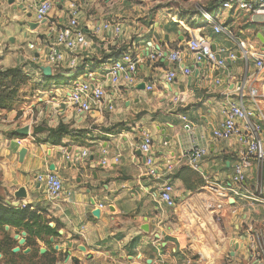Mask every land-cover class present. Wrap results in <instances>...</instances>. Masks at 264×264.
Instances as JSON below:
<instances>
[{"label": "crops", "instance_id": "0c3cea01", "mask_svg": "<svg viewBox=\"0 0 264 264\" xmlns=\"http://www.w3.org/2000/svg\"><path fill=\"white\" fill-rule=\"evenodd\" d=\"M10 1L0 0V64L19 63L18 49L31 46L42 68L50 69L46 78L35 79L43 85L24 97L30 102L20 107L19 115L0 111V196L6 203L42 209L48 226L58 225L52 242L45 237L49 244L34 238L38 249L57 256L55 264H218L243 248L251 257L253 243L264 241V163L252 158L245 180L233 185V165L251 134L241 121L239 133L227 139H215L212 131L230 103H236L255 113L250 120L260 125L255 134L264 148V101L257 98L255 105L250 97L264 76V66H255V57L264 52L261 26L243 11L216 12L213 23L192 18L187 24L153 10L151 0H49L47 20L31 31L26 14L33 13L36 1ZM71 2L79 6V26L88 39L86 47L72 52L54 42ZM104 21L120 24V34L93 33ZM214 25L224 29L215 33ZM197 36L208 41L224 65L194 62L188 52L177 67L161 60L163 52L182 48ZM7 42L13 44L5 48ZM52 47L61 56L56 65L48 61ZM116 51L132 53L136 71L131 81L127 72H121L117 83L110 81L109 68L120 56ZM71 57L78 60L77 67L68 65ZM182 66L190 73L181 72ZM174 68L175 78L164 84L165 71ZM79 81L105 92L102 103L87 113L69 100ZM59 124L68 135L52 145L49 129ZM22 127H27L26 135L17 132ZM143 132L152 138L153 174L144 155L137 154ZM192 144L207 149L197 169L188 162ZM21 148L26 149L22 160ZM82 151L85 157L78 155ZM51 165L64 188L59 199H48L44 184L34 181ZM166 181L173 186V207L159 199ZM19 187L25 188L26 198L17 200L13 192ZM99 203L104 207L98 208ZM94 208L100 210L98 216L92 215ZM26 247L21 246L22 254Z\"/></svg>", "mask_w": 264, "mask_h": 264}, {"label": "built area", "instance_id": "2783aa9c", "mask_svg": "<svg viewBox=\"0 0 264 264\" xmlns=\"http://www.w3.org/2000/svg\"><path fill=\"white\" fill-rule=\"evenodd\" d=\"M35 2L32 16L36 22H44L47 20L49 12L52 8V3L49 0H33ZM225 10L243 11L248 14L249 20L261 26V33L264 36V0H217L215 6L210 9L202 10L201 15L203 21L207 23H213L214 13L222 12ZM80 10L76 2H71L67 8V22L65 25L58 27L55 31L54 42L56 46L62 47L67 51H74L78 47H86L88 39L79 26ZM224 28L220 25H214L213 30L215 33L222 31ZM109 31L115 36H118L121 32V26L117 23L104 21L97 25L93 29V33ZM243 51L246 50L241 43ZM188 52L193 56L194 62H201L207 60L210 63L221 66L224 65V60L217 58L216 52L210 47L208 41L202 37L197 36L188 39L185 46L182 48H176L171 50L167 54V61L173 63L175 67L182 63L184 54ZM232 56V55H231ZM158 55H151L152 60H156ZM61 60L60 54L52 47L48 53V61L51 65H56ZM71 67H77L79 65L78 60L75 57L69 59ZM255 66L261 69L264 66V52L261 55L255 57ZM136 71V61L130 51L123 52L117 59L112 62L109 68L108 76L112 83H117L121 72L128 73V80L131 81L132 75ZM180 71L184 74H189L190 69L182 66ZM176 68L165 71L163 76V83H170L176 76ZM148 90L152 89V86L147 87ZM104 89L101 86L91 85L90 81L74 82L69 92V100L80 112H90L93 104L102 103L104 96ZM250 97L256 105L257 103V91L252 89L250 91ZM112 105H107V109H112ZM255 113L250 110H246L242 106L236 103H230L229 109L222 123L213 129L212 135L215 139L224 140L235 134L239 133L238 122L241 121L243 127L251 134L250 140L247 142L245 151L240 156L239 160L233 165V171L230 181L233 185H239L245 180L246 171L251 166V159L253 158L258 163H264V148L260 138L256 136L260 129V125L253 123L250 117ZM264 120V119H263ZM252 132V133H251ZM138 149L145 157V164L148 166V172L154 173L153 170V155H152V138L148 132L142 133V139L138 144ZM188 162L190 166L197 169L203 157L207 154V149L203 145L192 144L188 150ZM85 157L86 151H82L78 154ZM65 158L68 159L69 155L65 154ZM34 181L44 184L45 195L48 199H59L64 194V188L62 180L53 171L48 170L46 172L37 173L34 177ZM173 186L170 182H164L160 189L159 199L168 207L174 206ZM20 207L25 204H19ZM102 204H98V208H103ZM255 241V239H254ZM255 251L251 257H254L256 264H264V258L261 257V247L259 242H254Z\"/></svg>", "mask_w": 264, "mask_h": 264}, {"label": "trees", "instance_id": "16d2710c", "mask_svg": "<svg viewBox=\"0 0 264 264\" xmlns=\"http://www.w3.org/2000/svg\"><path fill=\"white\" fill-rule=\"evenodd\" d=\"M120 52L116 51L113 54L121 55L122 53ZM55 79L57 80L58 78ZM24 83L25 76L17 66L0 69V111L12 110L11 104L15 101L18 89ZM66 135H68L67 128L59 124L55 129H49V142L52 145L60 144L61 139ZM6 225L9 226L8 230L4 228ZM10 229H14L17 233L26 232V243L24 245L31 248L30 252L25 254L12 252L16 241L10 235ZM57 229V224L54 227L48 226V220L45 218L42 209L32 208L30 204H25L23 207H13L6 204L0 196V235H2L0 239V255L3 264H8L7 254L11 256L18 255L20 260L27 261L26 264H42L40 262L42 258L48 259L49 264H55L56 256L48 254V252L40 254L34 238H39L40 241L49 244V240L45 237L57 235ZM5 246L10 247L9 252L6 251ZM52 252L54 253L55 251L52 250ZM36 259L37 261H35ZM21 264L24 263L21 262Z\"/></svg>", "mask_w": 264, "mask_h": 264}, {"label": "rangeland", "instance_id": "374dc122", "mask_svg": "<svg viewBox=\"0 0 264 264\" xmlns=\"http://www.w3.org/2000/svg\"><path fill=\"white\" fill-rule=\"evenodd\" d=\"M137 1V0H134ZM138 2V1H137ZM217 0H151V5L153 10H162L164 14H166V18L168 19H176V20H181L182 22H187L190 23L192 22L191 19H196V20H203V17L201 15V11L203 10H208L210 9L214 3H216ZM201 4H203L205 7L201 8ZM13 42H7L5 44V48L11 46ZM20 47V46H19ZM5 50V49H4ZM18 53L20 54V62L16 60V64L10 67H15L17 66L18 68L21 69L23 75L25 76V83L18 89L17 96L15 98V101L13 104H11L12 110H16L17 115L20 113V107L26 105V102L30 99H25L24 97L26 95L32 94V91L36 88L42 87L43 83L36 82L35 79L40 78H46L43 74V66L38 63V60L34 57L35 49L31 48V46H25L24 48H19ZM24 55V57H23ZM41 66V67H40ZM10 67H5L0 64V69H6ZM39 76V77H38ZM264 87V76L258 78L257 81V86L256 90L258 92L259 97L258 99L261 100V103L264 101V90L262 89ZM25 89L27 91H25ZM7 112L8 110H1ZM264 170V166H263ZM4 199V197H2ZM6 203V202H5ZM8 205H11L13 207L17 206L20 207L19 204H10L6 203ZM239 221L236 220V223ZM245 228V227H244ZM9 233L11 236H13L15 233L14 229H10ZM20 234V233H18ZM2 235H0L1 239ZM16 241V240H15ZM260 247L262 249L261 257L264 258V241L260 240ZM17 246V241L15 243V247ZM5 249L7 252L10 251V247H6ZM16 253H21V247L20 250ZM50 254V253H48ZM251 254V251H250ZM50 257V256H48ZM2 257L0 256V264H3V260L1 259ZM58 259V257L56 256ZM6 259L9 260L8 264H21L24 263L26 264V260H20L18 255H6ZM254 257H248L246 254L245 249H236L233 251V254L227 255L218 264H256L254 262ZM37 261V259L35 260ZM42 264H49L48 259L42 258L40 260Z\"/></svg>", "mask_w": 264, "mask_h": 264}, {"label": "water", "instance_id": "95a60500", "mask_svg": "<svg viewBox=\"0 0 264 264\" xmlns=\"http://www.w3.org/2000/svg\"><path fill=\"white\" fill-rule=\"evenodd\" d=\"M41 1H44V0H41ZM10 2H13L12 0L10 1ZM21 9H23V10H25L26 8L23 6V5H20L19 6ZM26 17H27V21H25V25L28 27V29L29 30H31V31H33V30H35V29H37L43 22H41V23H39V22H36V21H31V19H32V12H28L27 14H26ZM264 38V37H263ZM167 39V37H165V40ZM264 40V39H263ZM263 44H264V41H263ZM157 52L159 51V49L157 48V50H156ZM214 51V50H213ZM157 53H152V55H156ZM167 54H168V52L166 51V52H163L162 53V59L161 60H165V58L167 57ZM145 55L146 56H148L149 55V51H146V53H145ZM217 58H218V56H217ZM50 73V69H49V67H44L43 68V74L44 75H48ZM144 86H145V84L144 83H142V85H141V87L140 88H144ZM138 89H140L139 87H137ZM126 92H128V90L126 89ZM27 127H22L21 129H18L17 130V132L20 134V135H26L27 134ZM25 152H26V149L25 148H21L20 150H19V153H18V155H19V159L20 160H22V158H23V156H24V154H25ZM137 154H141V151L140 150H138L137 151ZM143 159L145 160V157H143ZM50 170L51 171H53L54 170V166L53 165H51L50 166ZM13 197L14 198H16L17 200H20V199H24V198H26V190H25V188L24 187H19L18 189H16L14 192H13ZM9 203V202H8ZM94 201H92V205L94 206ZM92 215H95V216H98L99 214H100V210L98 209V208H94L93 210H92ZM5 228V230H8L9 229V226H5L4 227ZM148 230V229H147ZM59 233L61 232V231H58ZM26 232L25 231H22L20 234H18V233H15L14 235H13V239L14 240H16L17 241V246L16 247H14L13 249H12V252H18L19 250H20V247L21 246H23L25 243H26ZM156 237H158L157 235H156ZM51 242L53 241V237H50V239H49ZM236 248L238 247V244L235 246ZM78 248L81 250V251H84L85 250V248L82 246V245H79L78 246ZM30 250H31V248L30 247H26L25 249H23L22 250V252L23 253H28V252H30ZM44 248H40L39 249V251H40V253H43L44 252ZM1 256V255H0Z\"/></svg>", "mask_w": 264, "mask_h": 264}]
</instances>
